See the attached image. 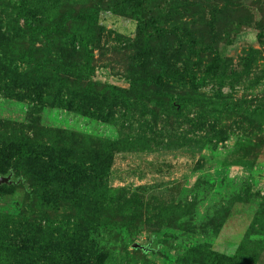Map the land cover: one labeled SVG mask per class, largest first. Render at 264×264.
Returning <instances> with one entry per match:
<instances>
[{
  "label": "rangeland",
  "instance_id": "1",
  "mask_svg": "<svg viewBox=\"0 0 264 264\" xmlns=\"http://www.w3.org/2000/svg\"><path fill=\"white\" fill-rule=\"evenodd\" d=\"M0 176V264H264V0H0Z\"/></svg>",
  "mask_w": 264,
  "mask_h": 264
},
{
  "label": "trees",
  "instance_id": "2",
  "mask_svg": "<svg viewBox=\"0 0 264 264\" xmlns=\"http://www.w3.org/2000/svg\"><path fill=\"white\" fill-rule=\"evenodd\" d=\"M23 6L26 7V4H24ZM62 24H64V22H57V23H54V25H52L50 27H52L53 29H55V31H58L60 29V27H61ZM47 28H48V26H43V29L41 31L44 32V31H46ZM54 33H58V32H54ZM19 181L21 182V180H19Z\"/></svg>",
  "mask_w": 264,
  "mask_h": 264
},
{
  "label": "water",
  "instance_id": "3",
  "mask_svg": "<svg viewBox=\"0 0 264 264\" xmlns=\"http://www.w3.org/2000/svg\"><path fill=\"white\" fill-rule=\"evenodd\" d=\"M4 181H9V177L0 176V183Z\"/></svg>",
  "mask_w": 264,
  "mask_h": 264
}]
</instances>
